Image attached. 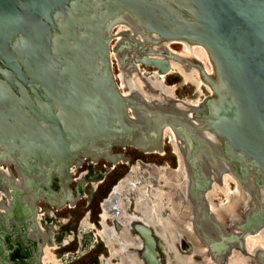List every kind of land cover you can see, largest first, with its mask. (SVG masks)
I'll use <instances>...</instances> for the list:
<instances>
[{"label": "water", "instance_id": "water-1", "mask_svg": "<svg viewBox=\"0 0 264 264\" xmlns=\"http://www.w3.org/2000/svg\"><path fill=\"white\" fill-rule=\"evenodd\" d=\"M124 16L146 36L197 46L206 54L212 78L194 67L209 94L195 107L175 99L188 114L181 122L156 118L151 108L139 120L130 119L129 100L112 74L113 46L108 49L110 31ZM129 48L126 43L117 50ZM135 63L163 78L170 71L165 59L148 55ZM182 123L211 135L222 170L241 189L251 186L252 208L210 249L239 245L244 235L264 227V0H0V163L16 170L32 202L58 211L66 201L73 208L78 197L69 192L60 199V190L50 189L52 179L65 183L72 166L108 155L113 147L135 145L146 154L159 143L162 152V131ZM112 167L97 174L100 183ZM20 206L16 193V219ZM130 232L141 242L140 259L160 264L154 231L141 223ZM80 234L81 252L92 239ZM3 253L0 246V261ZM253 256L254 264H264V254Z\"/></svg>", "mask_w": 264, "mask_h": 264}, {"label": "rangeland", "instance_id": "rangeland-1", "mask_svg": "<svg viewBox=\"0 0 264 264\" xmlns=\"http://www.w3.org/2000/svg\"><path fill=\"white\" fill-rule=\"evenodd\" d=\"M111 31L110 35L113 39L109 42L108 49L114 46V38H116L117 29L113 27ZM168 48L172 52L182 53L180 45H170ZM137 53L139 55L142 54L139 52ZM146 54H148V52H145V55ZM110 61L112 74L117 76L119 72L115 65L116 63L112 58ZM205 67L210 70L208 63L205 64ZM139 69L148 75L153 72V69L147 67L142 68L139 66ZM142 76L144 78H150L146 75ZM115 82L117 83V81ZM163 82L166 88L173 89L172 94L174 100L197 102L201 101L209 94L206 89H197L191 82L184 84L183 78L175 71L166 75L163 78ZM170 134L174 135V133L168 132L165 133L166 136L164 135L163 152L161 155H144L130 147L124 149L115 148L112 153L114 155H122L126 159V163H119L112 167L109 165L110 163L108 164L101 160L98 161L92 169L90 167L89 170L85 162L84 166L82 165L72 178V180H76L82 175L83 179H85L84 181H86L83 188V195L76 202L75 206L69 209L67 208L68 204H66L62 209L55 211L47 207V205L39 203V208L43 210L46 209V218L42 217V220L43 218L49 219L52 225L41 224L40 217L36 216L35 222L39 224L38 228L42 235L36 236L34 232H31V228L27 227L25 232L26 236L23 237L22 230L24 229L19 228L17 233L19 232L18 236H20L11 240L15 245L20 241L19 247L23 249L25 248L23 246L24 244L28 247L30 242H34V239L37 241V250L34 252V257H36V259L31 257L32 261L29 258L26 262L30 264H34V262H36V264H56V262H58V264H86L92 261L93 257L97 256L95 258L96 264H144L145 261L140 259L139 255L143 251L141 242L135 233L130 232V226L133 223L132 220L136 221L138 219L142 223L152 226L151 229L154 231L155 235L157 234L155 243L160 264H254L251 259L253 255L261 253V251L264 252V228L254 235L243 236L242 240L239 242L240 246L232 245L233 247H231L228 252L218 254L213 251L216 253H214L215 257L213 259L210 258L207 249L208 246H204L203 242L208 240V237L215 240L214 238L218 235L211 223L215 222L219 224L220 229L226 231L230 229L231 224L235 222V215L247 208V206L249 209H251L252 206L250 208L248 197L239 188L237 194L236 186L222 170V165L218 163L216 167H214L208 155L206 158L205 151H207V148L200 147V144L207 143L206 140H202L200 137H198V139L196 138L199 142L198 145H196L197 147L192 148V152L198 159V166L197 171H193L188 162L189 158L186 155L187 139L174 135L176 137L174 139L177 141L180 150V157L175 153L178 156L176 157L173 154L175 148L171 143ZM167 136L169 138V143H167ZM177 158L178 163L176 165ZM179 161L182 162V166H180ZM136 162L140 163L136 164ZM169 162L173 163V166H170L171 164ZM140 164L165 168L172 172L167 171L166 173L151 174L147 171L137 170L141 168ZM111 167L112 169L104 177L108 179V182L103 185V179L101 183L94 187L92 184H95V181L88 179V177L98 176L97 174H102ZM4 168L5 167L2 169ZM123 168L126 169V171L118 181H122L127 175L129 181L119 185L116 198H118L117 207H119V199H122V207L123 210L126 211V215L119 217V213L117 210L115 211L114 205H108L107 211L109 215L105 220L106 222H103L101 218L103 209L100 211V203L96 205L97 213L93 216V211L95 209L94 193L97 187L101 185L106 187L108 183H110L109 181H111L109 179L120 173ZM130 168H133V171L130 172ZM195 173L196 175H200V177L205 176L209 181V188L202 194L203 202L201 203L206 211L204 214H209L208 216H210L211 219L208 221L205 220V222L203 220L200 221L199 226L196 218L195 223L192 216L197 211L200 212L202 217L204 216L201 213V209H198V205H195L193 202V196L189 191L190 187H187L188 182L194 180ZM137 181L141 183L138 188L134 189L132 184L136 185ZM116 183H114V185ZM117 184L115 186H117ZM18 188L20 187L18 186ZM69 188L70 190L74 188V198H76L77 184L73 181ZM132 190L136 192L138 197H144L143 201L141 199L143 205L138 203L139 208L137 209L140 212L135 211L136 195ZM3 200L5 201L6 199ZM81 212H83L82 216L77 223H74L75 217ZM169 219L172 220L170 221ZM113 223H115V227ZM116 224L120 225L117 226ZM122 231H124L123 234L127 232V239L121 235ZM86 232L90 234L92 241L87 244V247L84 246L83 250L80 252V233ZM8 233L10 236L3 238V244L6 245L4 250L9 246L7 245V239H12L17 235V233L13 235L9 231ZM212 235L214 237H211ZM217 241L219 242V239H217L216 242ZM182 244H184V246H182ZM236 247H241V249ZM6 264L11 263L8 262Z\"/></svg>", "mask_w": 264, "mask_h": 264}, {"label": "bare ground", "instance_id": "bare-ground-1", "mask_svg": "<svg viewBox=\"0 0 264 264\" xmlns=\"http://www.w3.org/2000/svg\"><path fill=\"white\" fill-rule=\"evenodd\" d=\"M113 27L115 29H117L118 32L116 33V38H114V41H116V43L112 47V49H111L112 51L110 50V52H109V59L111 60V57H113L115 59V61L117 62L116 66H117V70H118L119 74L117 76H114V79H115V81H117L116 85L118 87V91L123 95L124 98L129 100L128 106H130L131 112L133 114L132 117L129 114L130 119H135L134 116H136L137 120H139V118H141L143 113H144V112H142V110L146 112V111H148L149 108H151L152 111H155V117L156 118L161 119L163 117H168L169 120H171L172 122L173 121L181 122L182 115L186 114V116H187L188 114L183 109V107H182L183 105L181 103H175L174 96L172 94L173 89L172 88H166L163 84L164 83L163 77L158 76L156 73H153L152 76H148V77H153V78H144L142 76V75H144V72H142L139 69V66L135 63V61L137 59H139L142 55L144 56L145 53L139 55L137 52H135V54H134L135 56L132 58L131 53L119 52L117 50V49H119V47H121L122 42H124V39H125L124 37H126V39H127L128 36L138 35L136 32H137V30H140V29H138V27L136 25H134V23L126 16L119 19ZM138 32L141 33V31H138ZM144 38L149 40V41H152L154 43V47H151L150 49H148V54H146V55H148L152 58H156V59H165L169 64V69H170L169 73L175 71L179 75H181L184 82H191L192 84H194V86H196L197 89L204 88L209 92V89L206 86H204L202 84V82L200 81L198 71L194 67V65H198L208 77L212 78V67H211V65L207 59L206 54L204 53V51L200 47L190 46V45H187L185 43H172V42L162 43V42L158 41V39L154 36L144 35ZM176 44L180 45L182 53L172 52L168 48L170 45H176ZM171 49H172V47H171ZM118 52H119V54H118ZM136 53H137V55H136ZM133 59H135L134 62H132ZM206 63L209 64L210 70L206 69V67H205ZM159 97H161V98H159ZM199 104H200V101H197L194 104L191 102H185V105H190V107H195ZM170 105H172V106H170ZM182 124L183 125L177 129H167V128L164 129L161 133L162 141H163L164 132L165 133L166 132L174 133V135H176V137H184V139L188 138V141H192V144L195 143L196 145H198L199 141H197V139H198V137H200V138H202V140L207 141L206 144H200V147L201 148H203V147L207 148V151L204 150L206 153V158L208 155L210 161L212 162V166L216 167V165L218 163H220V161H219L216 142L214 141L212 136L209 135L207 132L202 131L201 129H197L196 127H194L193 123H188V124L182 123ZM174 135L170 134L171 143L173 144V146L175 148V153H177L180 157L179 146L177 145V141L174 139V138H176ZM192 136H193V138H192ZM191 138H192V140H191ZM153 141H154V139H152V142ZM152 142H151V144H152ZM127 147L137 148V146H135V145L134 146H125V147L121 146L118 148L124 149ZM146 152H147L146 154L161 155L159 143L156 147L151 146L150 150L146 151ZM215 158H216V160H215ZM98 160H105V161H107V163H111V165H116L118 163L124 164L127 162L126 159L122 155H114V154L110 153L108 155H102L101 158L96 159V160L91 159L90 164H89L90 167L93 168V166H95L98 163ZM207 161H208V159H207ZM179 162H180V166H182V162L181 161H179ZM80 165L78 163L69 169L68 178L65 181H70L73 178V176L75 175V171L77 169H79ZM140 166H141V168L137 169V170L147 171L151 174H156V173L159 174L161 172L166 173L167 171L172 172L171 170H168L165 168H157L154 166H144L142 164H140ZM197 166H198V161H197ZM3 167H5V168L2 169ZM1 170H3V174H4L5 178L1 177V179H0V195H1V198H0V231L5 229V230H7V232L9 231L11 234L14 235L17 233L19 228L23 229V227H24L25 228L24 231L26 232L27 227H30L31 232H34L36 236L42 235L41 231L38 228L39 224L35 222V217L38 216V212H37L35 206L33 207L32 205L30 206L28 204V202H30V195H29V193H26L24 191V187L21 186V183H22L21 178L19 177V175H17V177H16L13 174L12 170L9 168V165H5V164L0 163V171ZM14 171L16 172V170H14ZM131 171H133V168H130V172ZM194 171H197V167H196V170H194ZM225 173L231 179V182L234 183V185L236 186L237 194H238V188H239L247 196L248 191L251 188V186L249 184H247V185H245V187H243L241 189L240 185H238V183L235 181V179L233 177H231L229 174H227V172H225ZM101 177L102 176L98 175L97 179L95 180V184H92V185L96 186L98 183H100L99 180L101 179ZM84 180L85 179H83L82 175H80V177L78 179L74 180V182L77 184V189H76L77 195L76 196L78 197V199L81 197L80 196V190L83 191V188H84V185L86 182ZM206 181L208 182V185H207V189H208L209 188V181H208V179ZM120 183H121V181L117 184V186L112 188L108 198L100 205L101 209H103V213L101 215L103 222H105L107 216L109 215L108 211H107L108 205H114L115 211L117 210V212L119 213V217H121L122 215L125 214V211L123 212V210L120 207H117V198H116L117 195L116 194H117V189H118ZM14 186H17V187H14ZM18 186L20 188H18ZM38 187H39V185H38ZM22 188H23V191H22ZM207 189H206V191H207ZM16 193H18L21 206H23L25 210H27L28 208H30V209L32 208V210H34L33 212H31V216L29 218L25 219L23 222H20L14 216H11V214H12L11 206H12L13 196ZM59 197H60V199H63V200H65L67 198L65 192L64 193L61 192ZM3 199H6V200L4 201ZM63 200L60 203V205H63ZM32 203H34V202H31V204ZM253 203H255V202H253ZM66 204H68V203L66 201H64V206ZM61 208H63V207H61ZM111 208H113V207H111ZM248 208L249 207L247 206V208H245V209H248ZM242 211H244V209L241 210V212ZM117 212H116V214H117ZM237 215H235V217H234L235 222L237 220ZM132 221H133V223L130 226V230H132V228L134 226L142 223L138 219L136 221L135 220H132ZM142 224H144V223H142ZM211 224L213 225L214 229L216 230L217 234L219 235V236L216 235L215 239H219V237L222 233L227 234L229 231V229L226 231L221 230L219 227V224H217V225H216V223H211ZM144 225L151 228V226L149 224H144ZM216 226H218L219 231L216 228ZM263 228H261L259 231H261ZM123 232L124 231H122L121 235L125 239H127V237H128L127 232H125L124 234H123ZM256 233H254V234H256ZM254 234H249V235H254ZM101 235H103V234H101ZM6 236H10V234L8 233V234H6ZM3 238H5V235L3 233H0V246H1V248L4 245L2 243ZM102 238H103V236H102ZM241 240H242V238L239 241H241ZM208 241L210 242L209 243L210 245H208L207 249L209 251L211 259H213L215 257V255H214L215 252H220V253L221 252H228L229 249L231 247H233V246L229 245L228 248L223 249V250L218 249V248L217 249L213 248L214 250H211L210 249L211 245H217L219 242L218 241L216 242L215 240H213L209 237H208ZM108 245L111 248V245L109 242H108ZM234 245H237V244H234ZM239 246H240V244H239ZM213 251H215V252H213ZM240 251H242V250H240ZM259 254H264V252L261 251V253H259ZM56 264H58V262H56ZM144 264H146V263H144Z\"/></svg>", "mask_w": 264, "mask_h": 264}, {"label": "flooded vegetation", "instance_id": "flooded-vegetation-1", "mask_svg": "<svg viewBox=\"0 0 264 264\" xmlns=\"http://www.w3.org/2000/svg\"><path fill=\"white\" fill-rule=\"evenodd\" d=\"M138 31H140V30H137V34L138 35H131V36H128V38L126 39V37H124L125 38V40H124V42H122V45L123 44H129V50L128 51H122V52H129V53H131L132 54V58L135 56L134 54H135V52H139V53H145V52H148V49H150L151 47H154V43L152 42V41H149V40H147V39H145L144 38V35H143V33L141 32V33H139ZM118 32V31H117ZM121 45V46H122ZM134 46H136V47H140V48H142V50H140V51H136V50H134V49H132V47H134ZM112 51V50H111ZM118 54H119V52H118ZM112 58V60H114V62L116 63L115 65H117V62L115 61V59L113 58V57H111ZM134 60L135 59H133V61L132 62H134ZM117 67V66H116ZM152 74L153 73H151V74H145V72H144V75H146L147 77L148 76H152ZM181 76V75H180ZM150 78H153V77H150ZM182 78V77H181ZM184 84L185 83H187V82H183ZM175 101V100H174ZM188 102V101H187ZM191 103H194V102H192V101H190ZM170 106H172V105H170ZM164 135H165V132H164ZM163 135V139H164V137L166 136H164ZM167 139H168V142L167 143H169V138H168V136H167ZM191 140H192V138H191ZM187 141H188V138H187ZM186 141V143H187V156H188V162H189V164H190V166H191V168L193 169V171L194 170H196V167H197V157L194 155V153L192 152V148H195V147H197L196 146V144L194 143V144H192V141H188L187 142ZM115 148H117V147H113L112 148V150H111V153L113 152V149H115ZM162 152H163V141H162ZM161 152V153H162ZM174 153V155L176 156V157H178L176 154H175V150L173 151ZM113 154V153H112ZM144 155H149V154H144ZM98 161H101V160H98ZM103 161H105V160H103ZM88 163V165L90 164V162H88L87 160H83V162H82V164H81V166H80V168L82 167V165L84 166V163ZM105 162H107V161H105ZM177 163H178V158L176 159V165H177ZM109 164V163H108ZM119 164V163H118ZM137 164V163H136ZM76 165V164H75ZM87 165V164H86ZM109 165H111V163L109 164ZM194 165V166H193ZM155 167V166H154ZM9 168L12 170V172H13V168L11 167V165H9ZM195 168V169H194ZM78 170V169H77ZM77 170L75 171V175H76V172H77ZM169 170V169H168ZM104 173V172H103ZM102 173V174H103ZM14 175H16V177H17V174H16V172H14L13 173ZM91 176H92V174H91ZM1 177H4L5 178V176H4V174H3V170H1L0 171V179H1ZM127 178H129L128 176H126V178L123 180V181H121V183H125V182H128L129 180L127 179ZM88 179H90V180H93V181H95L96 179H97V176L95 175L94 177H88ZM101 180V179H100ZM100 180H99V182H100ZM207 179H206V177L205 176H201L200 177V175H196V173H195V175H194V180L192 181V182H188V185H187V187L189 188V191L191 192V194H192V196H193V202L195 203V205H198V209H201V213H202V215L204 216V217H202L201 215H200V212H196L192 217L194 218V222H195V218H196V221H197V223H198V226H199V222L200 221H204L205 222V220H210L211 219V217L210 216H208L209 214H204V213H206V211H205V209H204V207L202 206L203 204L201 203V202H203L202 201V194L206 191V189H207V185H208V182L206 181ZM74 180H70L69 182H66V181H64L65 183H63L62 181H59L58 179H52V181H51V183H50V189L52 190V191H54V192H56V193H58L59 192V190H60V193H59V196H60V194H61V191H63L62 193H64L65 192V194H66V196H67V194L70 192L71 194H72V196H73V198H74V188L72 189V190H70V188H69V186H70V184H71V182H73ZM120 183V184H121ZM141 183V182H140ZM140 183H139V181H137V183H136V185H134V184H132L133 185V187H134V189L135 188H138L139 187V185H140ZM191 183V184H190ZM99 184V183H98ZM97 184V185H98ZM119 184V185H120ZM191 185V186H190ZM39 187L40 188H42L41 190L42 191H45L44 189H43V187H41L40 185H39ZM95 187V186H94ZM132 191H134V190H132ZM134 193H135V195H136V201H135V211H139L137 208H139V205H138V203H140V205H143V202H141V199H142V201H143V196H141V197H138L137 196V194H136V192L134 191ZM76 194H77V191H76ZM117 195V194H116ZM80 199V198H79ZM118 199V198H117ZM139 199V200H138ZM122 199H119V207L123 210V207H122ZM31 202H32V200L30 199V202H28V204L31 206H35L36 207V210H37V212L39 213L38 214V216L40 217V222H41V224H50V225H52L51 224V221L49 220V219H45L46 217V209L45 210H43V209H41V208H39L38 207V204L39 203H43V204H45V205H47V207H49L48 206V204L47 203H44V202H42V201H40V200H37V201H35L34 203H32L31 204ZM21 208H22V206H20ZM50 208V207H49ZM168 209V208H167ZM244 210H248V209H244ZM34 210H32V208L30 209V208H28L27 210H25L24 209V207L22 208V210L20 211L21 212V218L19 217V215L18 214H20V213H18V211H17V215L16 216H18L17 218L19 219H21L22 220V222L25 220V219H27V218H29L30 216H31V212H33ZM125 210H123V212H124ZM168 211V210H167ZM140 212V211H139ZM244 211H242V212H240V213H238V215H237V220H236V222L239 220V218H240V216H241V214L243 213ZM163 214H164V212H163ZM126 215V211H125V214L124 215H122V216H125ZM121 216V217H122ZM42 217H45V218H43V220H42ZM173 219V218H172ZM172 219H169L170 221L172 220ZM106 222V221H105ZM193 222V223H194ZM235 222V223H236ZM20 223V222H19ZM196 223V222H195ZM212 223H215V222H212ZM204 224V223H203ZM232 224H234V223H232ZM231 224V225H232ZM152 227V226H151ZM23 229L25 230V228L23 227ZM24 230H22V235H23V237H25L26 236V233H25V231ZM54 232H55V229H54ZM0 233H3L4 235H5V238H6V234H8V232H7V230H5V229H3L2 231H0ZM19 233V232H18ZM18 233H17V235L16 236H14L12 239H7V245H9L8 246V248H6V250H4V253H3V259H2V261H4L5 262V264L6 263H8V262H10L11 264H22L21 262H23V263H29V262H26L27 261V259H29L30 258V260H31V257L33 258V259H36V257H34V252H36V250H37V245H38V243H37V241L34 239V242H30L29 243V246L28 247H25L24 249L23 248H20L19 247V244H20V241H18V243L15 245V244H13V241H11V240H14V238L15 237H19L18 236ZM202 236H204V235H202ZM208 236H209V234H208ZM211 237H214L213 235L211 236ZM215 239V238H214ZM19 240V239H18ZM217 239H215V241H216ZM53 241H54V238H53ZM15 243H16V241H15ZM28 249V250H27ZM257 253V252H256ZM258 254V253H257ZM197 256V255H196ZM32 261V260H31ZM3 262V263H4ZM34 262V261H33ZM30 264V263H29ZM34 264H36V262H34Z\"/></svg>", "mask_w": 264, "mask_h": 264}, {"label": "trees", "instance_id": "trees-1", "mask_svg": "<svg viewBox=\"0 0 264 264\" xmlns=\"http://www.w3.org/2000/svg\"><path fill=\"white\" fill-rule=\"evenodd\" d=\"M169 163L171 164L170 166H173V163H171V162H169ZM125 171H126V169L123 168V170L120 173H118L117 175H115L111 179H109L111 181H109L110 183H108V185L106 187L103 186V185H105L108 182V179H105V178H104V181H103L104 182L103 185L97 187V189H96V191L94 193V197H95V199H94V206H95V209L93 211V216H95L96 213H97L96 205L99 204L107 196L110 188L114 185V183H116L118 181V179L121 178L122 175H124ZM82 214H83V212H81L80 214H78L75 217L74 223H77V221L82 216ZM96 257L97 256L93 257L92 261H89L86 264H96V261H95V258Z\"/></svg>", "mask_w": 264, "mask_h": 264}, {"label": "crops", "instance_id": "crops-1", "mask_svg": "<svg viewBox=\"0 0 264 264\" xmlns=\"http://www.w3.org/2000/svg\"><path fill=\"white\" fill-rule=\"evenodd\" d=\"M2 243H3V242H2ZM5 246H6V245H3V248H5ZM23 246L26 247L25 244H24ZM27 246H28V245H27ZM2 262H3V261L1 260V263H2ZM4 263H5V262H4ZM4 263H3V264H4Z\"/></svg>", "mask_w": 264, "mask_h": 264}]
</instances>
